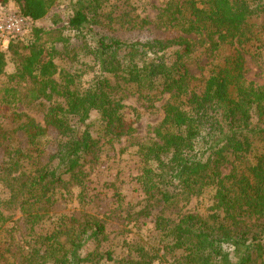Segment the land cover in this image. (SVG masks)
<instances>
[{"label":"trees","instance_id":"16d2710c","mask_svg":"<svg viewBox=\"0 0 264 264\" xmlns=\"http://www.w3.org/2000/svg\"><path fill=\"white\" fill-rule=\"evenodd\" d=\"M70 1L65 26L35 28L9 43L15 72L7 75L0 110V148L8 157L0 166L8 195L0 208V264H16L1 230L5 212L14 210L24 231L16 239L19 264H264V88L246 79V55L264 60V0H169L154 23L133 16L132 0H116L108 14L109 0ZM10 3L37 22L56 0H0V7ZM101 22L130 32L156 25L173 36L127 42L94 33ZM197 45L219 57L202 86H192L186 63ZM7 55L0 54L1 73ZM60 58L74 69L61 68ZM128 92L150 108L160 105L163 120L149 140L134 138ZM35 105L44 107L45 126L19 112ZM93 116L98 136L89 130ZM49 128L58 133L56 152L44 163ZM128 139L145 196L128 217L149 219L154 246L125 240L124 257L96 250L84 258L89 243L100 249L109 239L108 221L85 212L41 233L70 180L84 187L86 167L102 148ZM200 197L212 203L208 214L178 213Z\"/></svg>","mask_w":264,"mask_h":264},{"label":"rangeland","instance_id":"374dc122","mask_svg":"<svg viewBox=\"0 0 264 264\" xmlns=\"http://www.w3.org/2000/svg\"><path fill=\"white\" fill-rule=\"evenodd\" d=\"M115 1L109 0V3L104 6V14H108L112 10ZM168 2L169 0H132V4L134 5V11H132L133 16H141V18H146L154 23ZM71 13L72 4L70 0H56L47 17L37 22L24 18L20 7L15 3L0 7V54L4 53L7 55L11 40L16 37L29 38L35 28L46 30L62 28L68 21ZM114 16L117 18L119 15ZM106 22L108 23V21ZM107 23L101 22L94 24L93 32L98 34V36L118 38L127 42L165 39L173 36V34L164 32L162 28L156 25H151L143 31L130 32L125 28H120L119 22L114 23L117 24L116 26H109ZM73 35L74 33H68V36ZM191 38L194 40L197 39L194 36ZM197 47L193 55L187 58L186 61L191 78L194 79L192 86H202L212 73L219 59L218 56L213 58L211 54L205 53L206 49L204 48L206 46L197 45ZM6 62L5 72L3 73L2 71L1 73L0 71V110L2 109L5 98V88L9 85L7 75L15 72V65L8 55L6 56ZM56 62L61 68L68 70L74 69L71 64L61 58L57 59ZM94 73L98 74V69H95ZM93 78L92 76L89 77L87 84ZM246 79L249 83L264 88V60H260L251 54L246 55ZM45 103L48 104L47 102ZM124 104L127 108V117L133 123L136 130L134 138H138L141 141L149 140L154 135V129L163 120L160 105H157L156 108H150L138 95L129 92L126 93ZM19 112L25 113L38 123H41L42 126H45L43 106H22ZM89 124H91L89 130L93 132L94 136H98V118L93 116ZM57 136L58 133L54 129L49 128L47 141L50 144L47 146L48 149L46 148L47 152L43 158L44 163L51 160L56 152ZM128 140L116 143L113 148H102V151L99 153V158L97 157V160H94L86 167V176L83 181L84 187L70 180V190H62L58 193L56 203L52 209V215L50 219L45 221L44 226L40 228L39 231L41 233L46 234L54 229L55 224L58 223V219L60 218L79 217L80 212H85L96 218L106 219L108 221L109 239L101 245L100 249L97 248V244L89 243L81 252L84 258L97 252L107 251L113 252L116 257H124L126 256V250L122 246L125 240L127 243L143 240L149 246H154L156 242V239H154L155 229L149 223V219L141 217V221L135 222L137 218L130 221L128 217L129 211L135 214L145 204L143 201L145 196L141 193L137 181L141 172V162L139 157L133 154L134 150L130 149L131 139ZM7 159V155L0 148V166ZM119 194L124 199L122 203L117 202V195ZM7 198L8 195H6V191L0 182V208L1 201ZM211 204L208 197L195 198L190 204H185V207L178 213L206 215L211 211ZM120 214L123 216L119 217ZM19 218L20 215L16 210L5 212V220L4 222L2 221L1 228L4 234L7 235V247L11 248L12 254L16 253L14 258L16 264H19L18 260H20L22 250L20 245L16 243V239L19 240V235L24 234L23 229H20L21 224H18ZM142 220L144 223H148L144 227L140 226ZM96 250L97 252H95ZM157 262V264H163L159 261Z\"/></svg>","mask_w":264,"mask_h":264}]
</instances>
